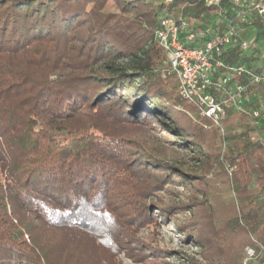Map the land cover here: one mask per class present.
<instances>
[{
	"label": "trees",
	"instance_id": "obj_1",
	"mask_svg": "<svg viewBox=\"0 0 264 264\" xmlns=\"http://www.w3.org/2000/svg\"><path fill=\"white\" fill-rule=\"evenodd\" d=\"M231 1L0 0V264H241L251 236L264 242V124L245 142L262 87L239 79L249 102L225 124L243 131L221 135L158 72L163 9L217 33L226 8L240 39H264V15ZM223 60L259 70L264 52L234 45ZM158 219L199 257L139 240L136 255L133 228Z\"/></svg>",
	"mask_w": 264,
	"mask_h": 264
},
{
	"label": "built area",
	"instance_id": "obj_2",
	"mask_svg": "<svg viewBox=\"0 0 264 264\" xmlns=\"http://www.w3.org/2000/svg\"><path fill=\"white\" fill-rule=\"evenodd\" d=\"M149 1L156 5L171 0ZM220 2L221 0H203L207 7L219 6ZM231 3L234 7L243 5L236 11V16H242L241 12H246L247 7L264 15V0H250L249 4H243L242 0H232ZM225 17L226 8H221L212 20L216 22L217 30L221 29L217 33H211V25L203 26L199 19L189 20L181 14L174 15L163 9L154 31V40L165 56L163 66L158 69L161 79L173 76L178 96L195 108L193 115L210 120L221 135L227 133V111L234 109L242 112L244 102H249L243 95L245 87L239 79H247L250 84L261 86L264 92V66L254 70L247 64H225L223 53L226 48L237 45L243 52H251L254 48L250 37L240 39L242 28L233 22H227ZM262 112L264 97H259L258 108L250 113L255 131L257 119ZM241 264H264V242L251 236L249 243L243 248Z\"/></svg>",
	"mask_w": 264,
	"mask_h": 264
},
{
	"label": "rangeland",
	"instance_id": "obj_3",
	"mask_svg": "<svg viewBox=\"0 0 264 264\" xmlns=\"http://www.w3.org/2000/svg\"><path fill=\"white\" fill-rule=\"evenodd\" d=\"M249 11H250V8L247 7L246 12H249ZM249 37L253 41L254 48L256 50H259L260 52H264V39L259 35V33L254 31L252 34L249 35ZM234 123L235 124H232V123L227 124L226 126L227 132L233 131L235 133H241L243 131V127L240 126L237 121ZM263 124L264 122L262 120L258 121V125L263 126ZM259 133L260 132L255 131V129L253 128L251 130V133L247 134V138L245 139V142L247 141L249 142L251 139L253 140V139L259 138L260 136ZM262 134H264V131L262 132ZM241 148H244V147H241ZM226 169L228 172V167ZM227 186H228L227 184H224L222 186L224 191L228 190ZM180 191L182 190H179V192ZM146 202H147V205L149 206L150 204L149 200H147ZM262 203H264V199H262ZM151 210L153 213L156 212L155 208H152ZM150 215L151 214H149L148 217H151ZM160 223H161L160 225H157L151 221L146 220L145 223L143 224L144 226H142V228L137 229L136 234H135L136 227L133 228L130 239L131 241H134V244H131V247H132L131 249L132 250L135 249L134 252L136 255H138L137 247H139V244L137 240H139L140 242H144V249L157 246V247H162L164 249L172 250L174 257L176 258L182 257V256H195L197 258L199 257L197 256V253L199 251L197 247H195L192 244L180 243V240H184L185 238H183L184 236L182 235V233L177 234L175 227H174L175 221H165L164 222V220H162V222ZM170 257L171 258H169L168 256L163 257V258L154 257V258H150L149 261L144 260L143 262L139 263L138 261H134L135 257H133L134 259L128 258V256H126L125 253L122 252L118 255V257H116L117 259L116 261L117 263L119 262L118 264H168L169 262L173 263L171 262L172 261L171 259L175 260V258H173L172 256Z\"/></svg>",
	"mask_w": 264,
	"mask_h": 264
}]
</instances>
